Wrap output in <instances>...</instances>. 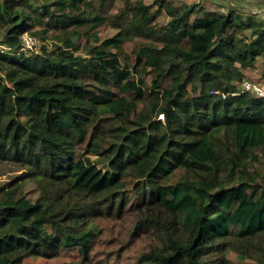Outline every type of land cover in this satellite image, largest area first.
Wrapping results in <instances>:
<instances>
[{
    "label": "trees",
    "instance_id": "trees-1",
    "mask_svg": "<svg viewBox=\"0 0 264 264\" xmlns=\"http://www.w3.org/2000/svg\"><path fill=\"white\" fill-rule=\"evenodd\" d=\"M0 37V162L37 191L0 189V264L85 257L98 220L154 233L135 264H264V98L239 93L264 65L263 20L198 2L0 0Z\"/></svg>",
    "mask_w": 264,
    "mask_h": 264
},
{
    "label": "rangeland",
    "instance_id": "rangeland-1",
    "mask_svg": "<svg viewBox=\"0 0 264 264\" xmlns=\"http://www.w3.org/2000/svg\"><path fill=\"white\" fill-rule=\"evenodd\" d=\"M144 2L154 5V0H144ZM169 2L176 8L181 4L198 2L200 6L203 5L210 10L221 12H225L228 5H236L242 14H252L258 20L264 21V0H169ZM157 20L159 24L163 25L168 21V18L161 12L157 16ZM114 33L113 29H107L101 38L111 37ZM40 47L39 43L27 53L39 52ZM122 47L129 55L133 54L134 44H123ZM257 65L256 68L247 72V79L264 82V65L260 62ZM148 79L149 77L146 75L145 81L148 82ZM259 156L261 163L257 164L256 168L259 173L264 175V152H260ZM14 182L23 187L24 193L29 199L34 200L36 198V188L27 180L25 171L17 165L0 162V189L7 188ZM96 225L99 228V234L93 240L92 248L87 256L83 257L78 249H73L61 254L58 258L50 260L30 258L27 262L32 264H64L78 261L81 264H135L137 255L156 241L152 231H142V229L137 232V236L130 238L129 233L132 227L130 221L98 220ZM87 257L88 260L83 261ZM228 258L234 264H245L233 255H229Z\"/></svg>",
    "mask_w": 264,
    "mask_h": 264
},
{
    "label": "built area",
    "instance_id": "built-area-1",
    "mask_svg": "<svg viewBox=\"0 0 264 264\" xmlns=\"http://www.w3.org/2000/svg\"><path fill=\"white\" fill-rule=\"evenodd\" d=\"M23 52H27L38 44V40L29 35L22 38ZM247 92L259 98H264V82H256L249 79H244L239 84V93ZM237 93V94H239ZM236 95V94H234Z\"/></svg>",
    "mask_w": 264,
    "mask_h": 264
}]
</instances>
